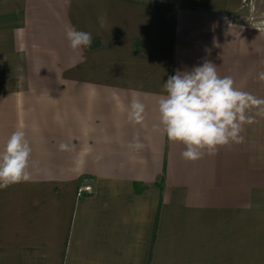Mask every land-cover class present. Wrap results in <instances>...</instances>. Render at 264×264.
Segmentation results:
<instances>
[{"label": "crops", "instance_id": "0c3cea01", "mask_svg": "<svg viewBox=\"0 0 264 264\" xmlns=\"http://www.w3.org/2000/svg\"><path fill=\"white\" fill-rule=\"evenodd\" d=\"M246 1L0 0V151L21 127L32 147L31 179L0 189V264H264L259 109L243 143L194 162L154 130L163 84L204 60L264 99ZM69 27L92 46L71 49Z\"/></svg>", "mask_w": 264, "mask_h": 264}, {"label": "clouds", "instance_id": "9594fccd", "mask_svg": "<svg viewBox=\"0 0 264 264\" xmlns=\"http://www.w3.org/2000/svg\"><path fill=\"white\" fill-rule=\"evenodd\" d=\"M100 26L104 27L103 18H100ZM65 35L74 51L93 44L90 32L75 27H69ZM258 79L264 82V72L258 74ZM234 84L231 76L221 77L210 60L190 70H177L163 84L165 94L157 102L159 123L154 125V130H162L170 142L183 144L185 150L181 157L192 162L205 155L214 156L222 147L243 143L244 125L254 122L249 112L257 107L258 114L264 116V99ZM128 119L133 124L144 121L145 105L139 99L132 100ZM128 147L138 152L144 144L134 138ZM59 149L66 151L68 146L61 143ZM31 156L32 147L26 132L22 127L17 128L0 151V189L31 179Z\"/></svg>", "mask_w": 264, "mask_h": 264}, {"label": "rangeland", "instance_id": "374dc122", "mask_svg": "<svg viewBox=\"0 0 264 264\" xmlns=\"http://www.w3.org/2000/svg\"><path fill=\"white\" fill-rule=\"evenodd\" d=\"M261 16L264 17V0H247L240 12L241 19L249 22H255Z\"/></svg>", "mask_w": 264, "mask_h": 264}, {"label": "built area", "instance_id": "2783aa9c", "mask_svg": "<svg viewBox=\"0 0 264 264\" xmlns=\"http://www.w3.org/2000/svg\"><path fill=\"white\" fill-rule=\"evenodd\" d=\"M82 192L90 193L91 187L89 186L82 187L81 189L78 190V195H80Z\"/></svg>", "mask_w": 264, "mask_h": 264}]
</instances>
